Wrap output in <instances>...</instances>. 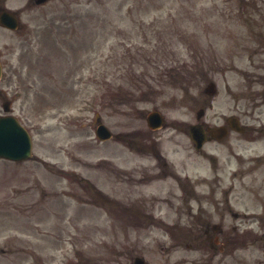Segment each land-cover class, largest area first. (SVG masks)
I'll return each mask as SVG.
<instances>
[{"label": "rangeland", "instance_id": "1", "mask_svg": "<svg viewBox=\"0 0 264 264\" xmlns=\"http://www.w3.org/2000/svg\"><path fill=\"white\" fill-rule=\"evenodd\" d=\"M11 1L23 8L24 28L0 32V49H8L14 66L24 65V94L15 87L14 104L27 108L22 122L32 131L35 156L56 164L0 162V264H109L110 257L127 264L140 251L148 264L197 262H186L190 254L180 248L167 263L155 241L161 233L134 228L147 223L151 194L171 188L162 186L167 180L140 181L141 169L155 162L127 143L149 149L160 138L181 175L189 168L204 174L202 162L187 160L186 126L209 81L219 91L214 109L232 107L236 54L264 36V0H50L31 9L27 0ZM152 110L166 121L155 133L145 124ZM96 119L111 140L96 141ZM166 207L154 212L166 214ZM254 247L228 248L225 264H239L240 256L263 261V243Z\"/></svg>", "mask_w": 264, "mask_h": 264}, {"label": "flooded vegetation", "instance_id": "2", "mask_svg": "<svg viewBox=\"0 0 264 264\" xmlns=\"http://www.w3.org/2000/svg\"><path fill=\"white\" fill-rule=\"evenodd\" d=\"M38 0H27L26 7L34 8ZM14 2L0 0V22L6 23L13 15L18 19V27L12 33L23 30V8H11ZM9 31L0 24V32ZM1 34V33H0ZM256 48L241 47L236 54L233 69L237 81L229 93L234 103L225 110L220 103V110L214 109L217 104L215 98L219 95L216 87L213 96L206 95L203 100L202 111V147L188 148L187 160L198 164L202 159L205 175L202 182L191 181L181 190L187 192L185 196L175 191L180 190L179 179L170 169L171 166L155 151L152 155L157 163V174L162 178L173 179L176 183L174 192L165 195L151 194L146 214L153 215L156 205L161 201L173 209L177 215L176 222H166L168 215L161 216L156 224L148 218L144 229L154 227L162 232L158 244L161 249H166L165 260L170 262V253L183 244L190 253L192 260L194 253L200 251L208 260L206 264H225L228 248L239 252L240 244H255L260 237L254 232L257 228H264V148H253L258 143L264 142V36L255 39ZM3 50V49H2ZM0 51V116L9 115L18 120L25 119V108H17L14 98L18 97L14 91L22 83L24 65L14 66L12 54L5 48ZM247 57V64H241L243 57ZM15 68L17 69L15 72ZM230 68V67H229ZM225 73V70H223ZM222 91L220 89V96ZM248 101L249 106L244 110L243 101ZM200 118V119H201ZM236 126L238 131L232 129ZM219 130L226 133L219 139ZM241 140L247 145L243 148ZM40 164L42 160H34ZM229 179H227V177ZM180 201V203H179ZM228 216L233 222H228ZM260 218V219H259ZM259 221V226L257 225ZM177 240L180 242L177 243ZM241 240V241H240ZM203 251V252H202ZM247 263L239 257V264H264V255ZM110 264L117 261L110 259ZM147 264V263H146Z\"/></svg>", "mask_w": 264, "mask_h": 264}, {"label": "water", "instance_id": "3", "mask_svg": "<svg viewBox=\"0 0 264 264\" xmlns=\"http://www.w3.org/2000/svg\"><path fill=\"white\" fill-rule=\"evenodd\" d=\"M148 121L150 125L157 123L151 126L157 128L160 118L153 113L149 116ZM97 133L100 139L110 138V133L104 126H99ZM28 148H30V141L25 131L15 121L10 122L6 126L3 119H0V158L10 160L25 159L29 157Z\"/></svg>", "mask_w": 264, "mask_h": 264}]
</instances>
